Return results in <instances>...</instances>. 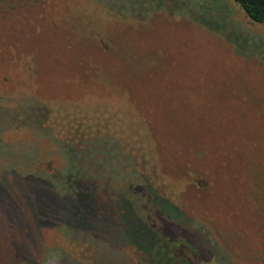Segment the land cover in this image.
<instances>
[{"label": "rangeland", "instance_id": "1", "mask_svg": "<svg viewBox=\"0 0 264 264\" xmlns=\"http://www.w3.org/2000/svg\"><path fill=\"white\" fill-rule=\"evenodd\" d=\"M0 264H264V24L230 0L4 2Z\"/></svg>", "mask_w": 264, "mask_h": 264}, {"label": "trees", "instance_id": "2", "mask_svg": "<svg viewBox=\"0 0 264 264\" xmlns=\"http://www.w3.org/2000/svg\"><path fill=\"white\" fill-rule=\"evenodd\" d=\"M12 1H14V0H0V8L2 7V4L4 3V2H12ZM231 2H233L235 5H237L238 7H239V9H241L244 13H245V15L252 21V22H254V23H256V24H264V0H230ZM15 3V2H14ZM96 36H94V39L96 40V42H97V45H98V50H99V52H100V54H103V55H105L106 53H108L109 51H110V45H108V48H109V50L108 49H104L103 47H102V45L100 44V42H101V40H106V41H108L109 42V44H110V41L106 38V39H103V37H98V40L95 38ZM102 50L104 51V52H106V53H103L102 52ZM105 50H108V52L107 51H105ZM93 68H97V66L96 65H94L93 66ZM96 70H98L97 71V74H98V78H99V76L101 75V74H104L105 72L103 71V70H101L99 67H98V69H96ZM139 134V133H138ZM147 145H148V143H147ZM158 154V153H157ZM157 154H156V159L158 160V158H157ZM63 168V167H62ZM69 167L67 166V168H65V169H68ZM72 168V167H71ZM144 168H146V167H144ZM160 169V168H159ZM64 170V169H63ZM63 170H61V171H63ZM161 170V169H160ZM60 172V171H59ZM162 173L165 175V176H167V177H170L172 180L174 179V177H176V176H173L172 174H170V173H168L167 171H162ZM183 175H186V173H184ZM74 177V176H73ZM37 178H40V179H42L44 182H45V184H47L49 187H51L55 192H56V194H57V197H58V193L60 194V195H62V194H64L63 193V191H62V189H60V188H58V190H55L53 187V184L55 185V182L57 181V183H58V180L57 179H55V182H51V181H49L48 179H43V178H41V177H37ZM51 182V183H50ZM51 185V186H50ZM188 187L189 188H193L192 186H190V185H188ZM62 196H65V194L64 195H62ZM60 199V198H59ZM60 201H61V199H60ZM62 202V201H61ZM61 204V203H60ZM62 205V204H61ZM172 206V205H171ZM173 206H176V207H178V205H173ZM185 211H189V210H183V211H181L182 212V214H183V217L185 218V219H183L182 220V226L183 227H188V219H186V217L184 216V215H186V213H185ZM191 212H192V210H190ZM160 212V211H159ZM166 213V212H165ZM167 214V213H166ZM169 215V214H168ZM172 217V216H171ZM172 218H177V217H172ZM68 226V225H67ZM152 226V225H151ZM66 227V226H65ZM61 228H63V227H61ZM56 230L57 229H54V231L56 232ZM25 249H23V248H20L19 247V249H21L22 250V252H23V250H27V248H26V246H24V245H22ZM24 253H26V254H28V251H26V252H24ZM170 262H172V261H170Z\"/></svg>", "mask_w": 264, "mask_h": 264}]
</instances>
